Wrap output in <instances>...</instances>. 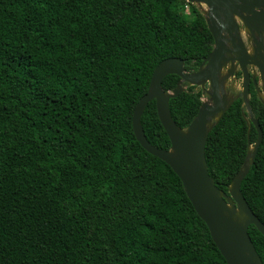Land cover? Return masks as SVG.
<instances>
[{"label": "trees", "instance_id": "obj_1", "mask_svg": "<svg viewBox=\"0 0 264 264\" xmlns=\"http://www.w3.org/2000/svg\"><path fill=\"white\" fill-rule=\"evenodd\" d=\"M184 0H0V264H227L172 169L135 139L132 115L163 60L195 72L212 50ZM194 26V25H193ZM179 78L162 80L164 92ZM201 105L193 86L169 101L185 129ZM235 101L209 132L218 189L241 169L256 131ZM249 106L262 141L240 185L264 224V106ZM141 125L170 141L147 104ZM264 264V237L248 228Z\"/></svg>", "mask_w": 264, "mask_h": 264}, {"label": "water", "instance_id": "obj_2", "mask_svg": "<svg viewBox=\"0 0 264 264\" xmlns=\"http://www.w3.org/2000/svg\"><path fill=\"white\" fill-rule=\"evenodd\" d=\"M185 1L206 7L202 15L213 40L212 50L195 72H187L184 61L178 58L163 60L155 67L148 91L133 111V134L146 152L168 165L179 178L194 211L206 225L226 263L262 264L248 235V228L253 226L264 237V224L249 208L240 185L262 141L261 129L250 112L248 94L252 82L257 94L262 92L264 95V0ZM237 22H241L250 34L252 54L247 53L239 38ZM227 64H230L229 68ZM235 64L242 72V99L256 129L257 139L225 193L217 188L208 174L205 144L209 132L235 100L225 90L227 80L236 68ZM247 66L257 70L261 89L256 77L249 75ZM224 69L227 71L225 74L222 73ZM169 75H175L179 80L174 90L164 92L161 83ZM187 85L200 88L202 94L208 97V102L202 101L195 118L187 128L181 129L171 117L169 101L183 93ZM151 101H155L158 120L170 141L168 150L154 147L144 135L141 117ZM261 101L264 104V100Z\"/></svg>", "mask_w": 264, "mask_h": 264}, {"label": "flooded vegetation", "instance_id": "obj_3", "mask_svg": "<svg viewBox=\"0 0 264 264\" xmlns=\"http://www.w3.org/2000/svg\"><path fill=\"white\" fill-rule=\"evenodd\" d=\"M237 23H238V34H239V38L241 39V42L243 43V46L245 47L247 53L248 54H252V52H253L252 51L253 41H252V39L250 37V34L245 31V29H244V27H243V25H242L241 22H237ZM235 65H236V68L233 70L232 76L227 80V83H226V86H225V90H226V93L228 94V96H231V97H233L235 99L233 101V103L235 101L239 100V99L242 101V105H241V115L244 118V120L246 121L248 128L250 127V125H252L254 127V125L251 123V121L249 119V112L247 111V108L244 105L243 99H242V81H243L242 72H241L239 66L237 64H235ZM227 67L229 68L230 67V64H227ZM247 71H248V73H249L250 76H255L256 77V83L258 84L259 89H261L260 79H259L257 70L255 68H253V67L247 66ZM222 73L225 74V73H227V71L224 69ZM237 84H238V86L235 88V85H237ZM206 87H207V85H206ZM194 88H195V91H198V90L201 91L200 88H196V87H194ZM237 88H238V91H236ZM251 88H253V90H254L257 98L260 100L261 104L264 106V104L261 101V100H264V97H263L264 95H263L262 92H260L259 95L257 94L255 88L252 86V82H250V85H249L248 103H249V99L251 97ZM235 94H238V95L237 96H234ZM203 96H205L208 99V97L206 95H203L202 92H201V103L203 101L202 100L203 99ZM249 108H250V106H249ZM250 112H251V109H250ZM251 114H252V112H251ZM252 116H253V114H252ZM254 129H255V127H254ZM255 131H256V129H255ZM256 134H257V132H256ZM256 139H257V137H256ZM252 147H249V151H250V149H252Z\"/></svg>", "mask_w": 264, "mask_h": 264}, {"label": "rangeland", "instance_id": "obj_4", "mask_svg": "<svg viewBox=\"0 0 264 264\" xmlns=\"http://www.w3.org/2000/svg\"><path fill=\"white\" fill-rule=\"evenodd\" d=\"M195 7V8H197L198 9V11L200 12V13H203L204 11H206V7L204 6V5H196V4H190V3H188V2H186L185 0H184V2H182L181 3V5H180V11H181V13H183V15L187 18V20H188V27L189 28H191V29H197V24H196V20H195V17H194V15L191 13V8L192 7ZM194 25V26H193ZM238 86V84L237 85H235V88ZM234 88V89H235ZM184 89H186V87L184 86ZM236 91H238V88H237V90ZM237 93V92H236ZM238 94H235L234 96H237ZM204 102H208V99L205 97V96H203V99H202Z\"/></svg>", "mask_w": 264, "mask_h": 264}]
</instances>
